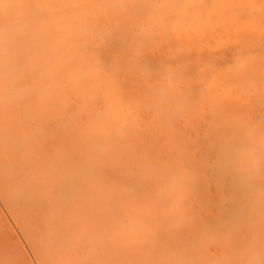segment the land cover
<instances>
[{"label": "bare ground", "instance_id": "obj_1", "mask_svg": "<svg viewBox=\"0 0 264 264\" xmlns=\"http://www.w3.org/2000/svg\"><path fill=\"white\" fill-rule=\"evenodd\" d=\"M0 198L42 264H264V0H0Z\"/></svg>", "mask_w": 264, "mask_h": 264}, {"label": "rangeland", "instance_id": "obj_2", "mask_svg": "<svg viewBox=\"0 0 264 264\" xmlns=\"http://www.w3.org/2000/svg\"><path fill=\"white\" fill-rule=\"evenodd\" d=\"M0 227H1L0 228V250H1L0 251V264H11V263L12 264H42L43 262L42 256L40 255L41 258H39L38 255L36 256L37 253L35 254L34 251H32V248H31L32 245L29 244V242L27 241V238H25L26 234L23 233L24 230L20 228L19 223L16 222L14 217H12V214H10V212L8 211V207L6 203L1 198H0ZM1 254L4 255V256L2 255L3 258L1 257ZM40 259H42L41 263H40Z\"/></svg>", "mask_w": 264, "mask_h": 264}]
</instances>
